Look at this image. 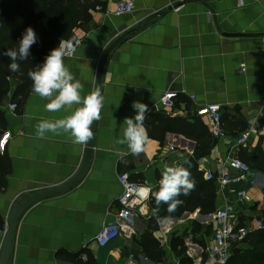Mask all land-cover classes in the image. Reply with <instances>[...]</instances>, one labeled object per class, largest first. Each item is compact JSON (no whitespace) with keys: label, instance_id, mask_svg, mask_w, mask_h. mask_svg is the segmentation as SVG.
I'll use <instances>...</instances> for the list:
<instances>
[{"label":"crops","instance_id":"obj_1","mask_svg":"<svg viewBox=\"0 0 264 264\" xmlns=\"http://www.w3.org/2000/svg\"><path fill=\"white\" fill-rule=\"evenodd\" d=\"M87 26L75 28L72 35L82 40L65 65L83 85L82 96L96 88L103 53L116 39L121 40L109 52L101 74L104 96L101 118L96 121L92 154L88 169L71 189L32 204L16 226L6 264H75L86 255L87 264H180L171 248L174 236L183 238L186 255L192 264H208L209 246L215 223L212 214L199 209L186 218L155 215L146 200L134 218L136 235L116 237L100 247L96 236L105 223L116 219L117 196L122 188L118 175L131 182L159 186L165 166H183L193 156L195 141L169 131L174 120L194 123L200 119L210 137V151L198 160V170H215V160L237 156L239 149L251 150L259 144L264 152V0H138L131 13L115 15L122 0H98ZM244 65V70L241 67ZM2 100L6 125L0 141L10 172L6 187L0 191V250L11 207L29 195L69 181L81 166L85 145L72 142L70 135L48 133L36 137L35 125L44 119L64 118L77 107L48 112L49 102L32 93L13 99L16 84ZM176 94L174 107L160 104L161 95ZM190 95H194L192 99ZM134 101L148 106L144 126L148 140L139 156L127 153L122 136L124 119L133 117ZM15 102L16 110L9 109ZM218 103L222 109L225 139H212L208 123L195 114L198 106ZM245 147H235L234 139L251 126ZM170 147H173L172 149ZM255 185L248 189L251 203L237 206L241 219L260 216L264 209V174L255 171ZM217 184V183H216ZM234 196L218 190L216 209ZM156 217L157 230L152 237L160 249L159 259L147 256L141 244L146 222ZM197 222L193 230V222ZM207 227L210 233L205 234ZM247 244L240 245L239 250ZM238 250V251H239Z\"/></svg>","mask_w":264,"mask_h":264},{"label":"trees","instance_id":"obj_2","mask_svg":"<svg viewBox=\"0 0 264 264\" xmlns=\"http://www.w3.org/2000/svg\"><path fill=\"white\" fill-rule=\"evenodd\" d=\"M98 5V0H0V51L16 47L28 27H31L38 37L37 43L30 49L29 58L20 62L19 71L10 72L8 64L11 61L7 57L0 56V104L11 90L12 82L16 84L13 99L19 95L25 96L30 91L32 82L28 73L43 61L51 49L58 46L59 38H69L75 28H85ZM5 125V113L0 109V134ZM168 130L195 141L193 156L187 160L188 164L183 165L184 167L190 165L189 171L195 186L188 195L179 197L182 203L174 212H168L166 205H161L157 209L154 199L150 197L151 210L158 216L176 218L181 217L184 212H193L196 209H199L200 214L213 213L218 195L216 180L204 179L202 171L198 170V160L210 151V137L205 124L200 119H196L194 123L179 119L172 121ZM211 138L214 139L212 136ZM237 157L253 171L264 174V152L259 144L251 150L239 149ZM9 172V160L5 153H0V191L6 187L5 177ZM152 190L157 191L158 187ZM189 215L190 213H186L181 219ZM260 217L264 223V209L261 210ZM192 225L194 231L199 230L195 229L197 222L194 221ZM3 227L4 221L0 217V229ZM157 228L156 217L151 216L146 222L145 233L141 239L144 251L160 249L158 242L152 237L153 231ZM210 230V227H207L205 234H209ZM244 243L247 247L231 254L227 264H264V228L248 235ZM171 248L180 257V264H192L191 259L186 255L183 238L172 237ZM145 252L147 256L155 259H159L157 256L162 255L160 250L154 254ZM76 261L80 262L78 259ZM90 262L91 259L87 264H91Z\"/></svg>","mask_w":264,"mask_h":264},{"label":"clouds","instance_id":"obj_3","mask_svg":"<svg viewBox=\"0 0 264 264\" xmlns=\"http://www.w3.org/2000/svg\"><path fill=\"white\" fill-rule=\"evenodd\" d=\"M38 37L36 32L28 27L22 34L17 46L0 51V56L7 57L11 63L8 64L10 72L20 69V62L30 56L31 47L36 44ZM75 49H73V52ZM66 56V45L60 41L57 47L51 49L37 67L28 73L31 80V91L40 98L49 100L44 105L48 112H59L61 109H72L69 115L56 120H41L35 125L36 137L46 138L48 133L59 134L61 131L70 135L73 143L85 145L93 137L92 126L95 121L100 120L101 110L104 107V96L99 88L82 96L83 85L71 73L64 63ZM131 107L135 115L125 118L122 136L116 140L119 145H126L127 153L139 156L144 151V145L148 140V133L144 126L146 113L149 108L146 104L134 101ZM188 164V161H185ZM189 167L165 166L157 191L150 186H140L137 192L141 200L149 197L154 199L157 209L161 205L167 206L168 212H174L182 203L179 199L182 195H188L194 188Z\"/></svg>","mask_w":264,"mask_h":264},{"label":"built area","instance_id":"obj_4","mask_svg":"<svg viewBox=\"0 0 264 264\" xmlns=\"http://www.w3.org/2000/svg\"><path fill=\"white\" fill-rule=\"evenodd\" d=\"M137 1H120L116 5L114 14L131 13ZM60 41H63L66 45V56H72L82 43V40L74 35L65 39L59 38L58 44ZM73 49H75L74 52ZM241 68L242 71H245L244 65ZM175 96L174 92H164L159 100L161 106L173 108ZM190 97L193 99L194 95H190ZM262 106L264 112V100ZM16 108L17 104L15 102L9 105V109L12 111L16 110ZM221 111V105L218 103H208L195 109V114L207 121L210 134L214 139H225L227 137L222 127ZM256 134H258V128L253 125L242 131L234 139L233 144L235 147H245L249 137ZM170 148L172 149L173 147ZM215 163L214 171L206 170L203 173L204 179L210 180L215 178L220 193L229 186V193L234 196V200L225 199L223 205L216 209L211 216L215 227L212 232V242L208 248L210 257L208 264H227L229 257L233 254V249L239 248L248 235L263 229L264 223L260 216L242 220L237 208L238 205L251 203L253 200L248 189L236 186L244 183L253 187L256 184L255 171L235 155L219 157L215 160ZM118 181L122 191L117 196L118 210L116 212V219L101 226L96 236V243L100 247L107 245L116 237L122 236L130 239L136 235V227L133 220L140 212L141 205L146 201L141 200L137 195L139 187L142 186L141 184L131 182L125 174L118 175ZM79 259L80 261H86L87 257L86 255H81ZM75 264L81 263L77 262Z\"/></svg>","mask_w":264,"mask_h":264},{"label":"water","instance_id":"obj_5","mask_svg":"<svg viewBox=\"0 0 264 264\" xmlns=\"http://www.w3.org/2000/svg\"><path fill=\"white\" fill-rule=\"evenodd\" d=\"M120 40H121V37L116 39L113 43H111L109 45V47L103 53V56H102L101 61H100L98 73H97L96 88L100 89L101 74H102V70H103L104 64L106 62V59L108 57V54L116 46V44ZM263 121H264L263 119L259 120V128H262ZM95 128H96V121L93 123V126H92L93 137H92L91 141H89V143L86 144L85 154H84L81 166L79 167L76 174L69 181H67V182H65L59 186L50 188V189H44V190L37 191V192L29 195L28 197H26L21 202L16 203L15 205H13L11 207L10 213L8 215V218H7V227H6V230L4 233V241L2 244V248L0 250V264H6L7 263L8 255L10 252V247L12 244L13 235H14L16 226H17L18 221H19L20 217L22 216V214L35 202L42 200V199L53 197L55 195H58L62 192H65V191L71 189L84 176V174L86 173V171L88 169V165H89L91 154H92ZM1 139H2V135L0 136V141H1ZM238 250H239V248H234L233 254L237 253Z\"/></svg>","mask_w":264,"mask_h":264},{"label":"rangeland","instance_id":"obj_6","mask_svg":"<svg viewBox=\"0 0 264 264\" xmlns=\"http://www.w3.org/2000/svg\"><path fill=\"white\" fill-rule=\"evenodd\" d=\"M226 190H227V192L229 193V186H227Z\"/></svg>","mask_w":264,"mask_h":264}]
</instances>
